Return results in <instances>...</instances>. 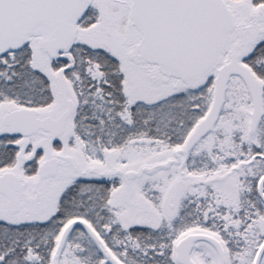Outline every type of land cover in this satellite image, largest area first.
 <instances>
[{"label": "snow or ice", "instance_id": "obj_1", "mask_svg": "<svg viewBox=\"0 0 264 264\" xmlns=\"http://www.w3.org/2000/svg\"><path fill=\"white\" fill-rule=\"evenodd\" d=\"M0 264H264V0H0Z\"/></svg>", "mask_w": 264, "mask_h": 264}]
</instances>
